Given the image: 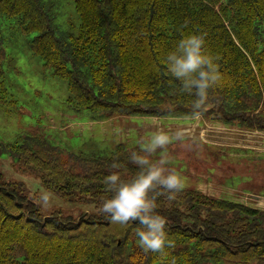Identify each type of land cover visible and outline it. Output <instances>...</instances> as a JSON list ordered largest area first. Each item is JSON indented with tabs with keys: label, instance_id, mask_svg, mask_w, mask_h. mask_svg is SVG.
I'll return each mask as SVG.
<instances>
[{
	"label": "trees",
	"instance_id": "trees-1",
	"mask_svg": "<svg viewBox=\"0 0 264 264\" xmlns=\"http://www.w3.org/2000/svg\"><path fill=\"white\" fill-rule=\"evenodd\" d=\"M62 12L74 16L66 27L56 20ZM1 19H13L8 25L20 34L34 33L32 54L65 81L67 101L97 120L201 116L264 131V0H0V39ZM193 32L205 34L206 51L219 57L223 74L198 114L194 97L179 91L163 63ZM5 55L0 47V94ZM2 152L47 191L93 209L43 214L26 183L0 171V264H264V208L195 188L174 199L163 192L156 212L173 241L166 255L137 246L138 222L113 223L100 212L112 195L104 178L116 171L133 178L139 167L130 157L145 155L140 145L120 141L108 154H86L31 130L0 142ZM114 162L122 167L112 168Z\"/></svg>",
	"mask_w": 264,
	"mask_h": 264
},
{
	"label": "rangeland",
	"instance_id": "rangeland-1",
	"mask_svg": "<svg viewBox=\"0 0 264 264\" xmlns=\"http://www.w3.org/2000/svg\"><path fill=\"white\" fill-rule=\"evenodd\" d=\"M73 17L62 12L56 20L66 27ZM1 22L0 47L6 53L1 79L5 92L0 94L1 143L33 130L66 151L105 155L120 141L143 147L156 131L182 132L183 138L173 140L165 149L143 153L156 162L166 152L169 163L165 174L179 173L184 188L264 208V135L201 116L117 115L97 120L94 112L67 101L65 81L32 54L29 40L34 33L20 34L15 26L10 27L13 19ZM0 171L5 178L23 180L43 214L57 211L77 216L93 209L90 203L67 201L51 192L52 199L44 206L39 197L47 190L32 175L21 172L4 152L0 154Z\"/></svg>",
	"mask_w": 264,
	"mask_h": 264
},
{
	"label": "clouds",
	"instance_id": "clouds-1",
	"mask_svg": "<svg viewBox=\"0 0 264 264\" xmlns=\"http://www.w3.org/2000/svg\"><path fill=\"white\" fill-rule=\"evenodd\" d=\"M218 59V56L206 51L205 34L193 32L183 35L163 60L166 74L178 82L179 91L194 97L192 109L197 114L206 105L210 91L223 81ZM182 138V132L169 134L156 131L146 139L143 150L152 154L157 149H165L173 140ZM130 159L139 167L138 173L130 180L122 179L118 171L108 174L104 183L112 195L104 200L99 211L108 214L113 223L138 222L142 227L135 231L137 246L145 253L166 255V249L173 246V241L165 231V217L156 212V198L167 192L168 198L174 199L175 194L184 188L183 178L175 171L165 174V166L169 163L166 152H162L156 162L135 152ZM111 167L119 169L122 165L114 162ZM51 199L52 194L48 191L42 192L39 197L44 206Z\"/></svg>",
	"mask_w": 264,
	"mask_h": 264
}]
</instances>
